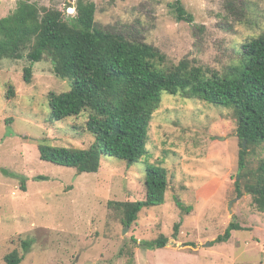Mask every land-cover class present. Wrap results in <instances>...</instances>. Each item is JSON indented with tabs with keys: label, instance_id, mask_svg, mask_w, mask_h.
<instances>
[{
	"label": "rangeland",
	"instance_id": "374dc122",
	"mask_svg": "<svg viewBox=\"0 0 264 264\" xmlns=\"http://www.w3.org/2000/svg\"><path fill=\"white\" fill-rule=\"evenodd\" d=\"M20 1L0 0V19ZM28 1L71 18L77 13V0ZM85 1L96 5L97 28L153 46L168 64L188 60L223 71L241 43L264 34V0H180L191 22L178 20L177 0ZM28 53L3 60L0 70V264L13 251L21 264H130L132 253L131 264H264V214L250 193L239 197L235 188L241 148L230 110L165 94L141 163L128 169L105 156L99 172L78 174L40 157L41 144L83 149L93 137L84 117L52 119L48 95L71 83L48 59L33 64ZM149 166L168 172L165 203L126 226L109 203L144 200ZM231 222L244 230L217 241ZM161 235L169 239L165 248L140 246Z\"/></svg>",
	"mask_w": 264,
	"mask_h": 264
},
{
	"label": "trees",
	"instance_id": "16d2710c",
	"mask_svg": "<svg viewBox=\"0 0 264 264\" xmlns=\"http://www.w3.org/2000/svg\"><path fill=\"white\" fill-rule=\"evenodd\" d=\"M175 7L178 20L191 22L180 0ZM76 10L71 18L66 11L21 0L14 12L0 19V70L3 60H20L28 49L33 64L48 59L55 75L71 83L69 91L48 95L52 119L84 117L85 130L93 137L83 149L41 144V159L73 168L78 174L99 172L105 156L132 169L148 154L150 125L164 95L200 100L231 111L241 148L236 192L239 197L244 190L250 193L253 206L264 214V34L241 43L234 62L219 71L188 60L168 64L153 46L97 28L94 3L77 0ZM32 72V66L25 68L28 84ZM8 94L13 95V90ZM255 161L257 166L252 167ZM169 181L166 169L149 166L145 199L110 202L109 207L117 209V218L131 226L145 208L165 203ZM178 228L179 224L176 234ZM240 230L244 228L239 223L231 222L217 241L229 240L233 231ZM30 242H24L25 250L30 249ZM168 242L161 235L140 246L157 250ZM130 258L134 262L133 253ZM21 262L18 251L5 257V264Z\"/></svg>",
	"mask_w": 264,
	"mask_h": 264
}]
</instances>
